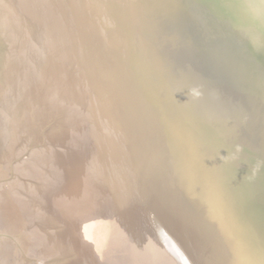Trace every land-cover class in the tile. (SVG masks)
<instances>
[{"label": "bare ground", "instance_id": "6f19581e", "mask_svg": "<svg viewBox=\"0 0 264 264\" xmlns=\"http://www.w3.org/2000/svg\"><path fill=\"white\" fill-rule=\"evenodd\" d=\"M2 1L5 6L10 5L12 10H18L21 14L23 13L21 5H23L33 21H36L45 40L46 51L42 52L46 56L45 64L51 69H54V65L57 64L63 84L58 90L53 91L47 88L45 91L41 88L38 89L36 95H32L29 94L30 88L28 93L27 89L22 90L18 84L15 85L13 76L0 73V86L1 83L5 84V87L8 86L9 93L13 90L17 95L26 91L28 94H22L19 98L13 99H17L21 111L26 104L31 113L33 109L40 113L43 110L50 113L55 106L63 107L55 96V92L63 93L65 111L71 109L73 112L74 108L79 106L76 101L78 100L84 110H87L86 119H89L90 123L93 122L91 131L97 141L100 143L101 139L105 143V145H100L103 149V166L108 176H105L94 152L89 153L91 159L86 152H82L80 156V159H84L87 155L86 159L90 162L86 171V174L89 173L90 180L84 189L83 199L84 213L89 219L86 238L92 245L91 252L92 250L94 252V247L96 249V264H232L231 258L228 261L225 260L227 253L225 243L219 237L217 229L220 226H217L216 218L210 212V205L222 208L225 203V196L228 194V187L225 185L227 180L226 158L227 149L230 148L231 154L228 158L237 155L242 159L243 164L245 161L249 166L248 169L252 174L248 177V182L244 184L245 193L254 198L263 210L264 163L262 169H259V165L262 164L259 158L262 155L258 154L256 158H251L248 152L252 153L254 150L250 146L252 142H241L240 145L232 143L234 139L241 137L242 125V127L236 126L232 139L224 137V123L215 113L218 106L222 105L220 86H214L215 88L203 86L198 82V78L190 73V66L185 61L186 57L179 51L180 43L176 39V32L172 31L170 23L165 20L164 12L160 10L163 1L135 0L134 6L125 10L132 19L133 29L128 28V30L130 33L133 32L136 45L135 50L126 49L128 51L121 50L125 49L121 35L113 34L108 37V40H99L96 44L90 43L82 36L79 11L71 9L70 4H68V9L71 15L72 30L79 36L76 39V34H71L72 30H69L70 23L68 26L63 22L55 7L58 0ZM123 1L128 0H118L117 3ZM200 1L170 0V3L180 8L177 15L182 20V24L179 21L182 27H188L190 32H202L206 39L215 41L214 50L217 51L219 57L223 56L226 60L236 63L246 59L248 65L253 63L245 47L246 39L238 31L232 29L228 14L223 16L211 3L206 5L203 2L201 5L202 1ZM221 3L224 7L227 4L226 0H221ZM2 6L4 5H0V8ZM6 15L8 16L5 19H9L12 30H9L5 24H0V34L2 33L0 48L4 46L6 38L15 40L14 46L18 54L13 59L11 58V61L19 62L20 53L25 49V54L30 55L27 48L30 49L32 45L31 54L35 62L36 54L32 38L36 39V36L30 34L32 38L30 36L26 38L21 34L12 14L7 13ZM120 18L123 20L122 17ZM38 28H36L37 33H39ZM69 40L72 45L71 48L69 47L72 56L79 63L81 70L83 95L77 91L79 90L78 84L69 79L71 73L68 72V66H73L72 56L69 54L70 49L67 47ZM62 42L65 44L63 45ZM139 52L144 55L142 56ZM108 53L112 57L114 54L125 56L121 61H125V68H130L129 77L133 79V83L136 81L135 77L138 78L136 84L139 88L141 85L146 86V82L155 81L153 86L150 83L146 86L149 95H154L155 99V122L158 129L155 138L147 140L144 134H137L136 129L132 130L131 134L129 131L124 133L123 129L121 130L115 117L116 110L114 112L108 93V96L106 95L107 84L102 72L106 67L102 66V61L106 60ZM98 55L104 59L99 60ZM244 56H246L245 59ZM4 59L0 58L1 66L3 61L5 62ZM111 61L116 63L114 58ZM107 62L111 66L109 59ZM51 63L54 65L51 66ZM214 65V71L224 72V67H219L221 63L216 62ZM9 68L11 70V66ZM131 68L136 73L135 76ZM255 70L256 86H264L263 69L257 66ZM10 72L13 73L14 69ZM141 72L144 77L141 76ZM221 78L224 77L221 76ZM56 81L58 83L60 77ZM219 83H222L220 79ZM160 86L163 87L160 88ZM98 103L105 112H100ZM109 107L112 112H109ZM26 113L28 114L27 111ZM105 113H108L109 117L103 118ZM11 116L14 117L12 114ZM248 121L249 124L254 122V117ZM112 127L124 133L130 147L113 134ZM1 130L4 129L0 126V132ZM244 130L246 139H250L251 132ZM160 145L162 147L165 145V147L161 149ZM174 153L175 157H173ZM180 153L186 157L185 160L179 161L178 157L182 156ZM172 161L180 164L178 165L179 171L173 167ZM125 164L128 165V172L122 168ZM135 165L144 174L152 190H149L151 195L136 183L138 179L135 176L138 169ZM192 167L193 170L204 174L206 179L203 182L209 189V193L204 192L202 186L197 185L193 180ZM256 174H261L262 177ZM237 193L231 191L230 198ZM176 211L180 212L182 222H179ZM143 221L150 225H146ZM261 234L264 236V227L261 229ZM153 244L157 245V248H154L155 251L151 247ZM261 264H264V258Z\"/></svg>", "mask_w": 264, "mask_h": 264}, {"label": "rangeland", "instance_id": "374dc122", "mask_svg": "<svg viewBox=\"0 0 264 264\" xmlns=\"http://www.w3.org/2000/svg\"><path fill=\"white\" fill-rule=\"evenodd\" d=\"M72 1L74 5L77 3L88 12L87 18H81L79 12L80 19H78L82 26V36L90 43L96 44L99 40H108L110 35L116 34L122 36L125 49L135 50L133 32L130 33L128 30V28L133 29L132 19L125 11L134 6L135 0L118 3V0ZM0 5H4L0 8V24H5L9 30H12L9 19H5L8 16L6 14L9 13L12 14L21 34L26 38L31 37L30 34L36 36V39L31 37L35 46V62L31 54L32 45L30 49L27 48L31 56L25 54L24 49L20 53L19 62L11 61L18 54L17 48L14 46L15 40L6 38L5 43L3 42L4 46L0 48V54H2L0 58H5L3 65H0L1 75L13 76L15 85L18 84L22 90L27 89L28 93L30 90L29 94L32 95H36L41 88L45 91L47 88L53 91L61 88L63 81L57 64L56 67L51 63L54 69L45 64L46 56L42 53L46 51L45 40L36 21L34 20L35 26L32 16L30 17L23 5H21V11L24 14L18 10H12L10 5L5 6L2 0ZM71 9L79 10L77 7H71ZM104 14L111 19H107ZM119 17L123 18L122 27L112 28V25L118 23ZM58 21L61 23L60 18ZM108 27L111 28L107 30ZM36 28L39 29V33L36 32ZM69 41L68 49L72 47L71 40ZM69 51L72 56L71 49ZM71 63L73 66H68V72L71 73L69 79L78 84L77 91L83 95L81 88L83 79L79 63L73 56ZM9 66L11 70L14 69L13 73L10 72ZM58 77L60 81L57 83ZM1 86L0 126L4 130L0 132V264H96V249L94 247V252L93 250L91 252L92 245L86 238L89 219L84 213L83 192L90 180L89 173L86 174L87 166L90 164L86 159L87 153L88 157H90L89 153H95L105 176H108L103 166L101 147L105 143L101 139L100 143L97 141L91 131L93 122L90 123V120L86 119L87 110H84L78 100L76 101L79 106H76L73 112L71 109L65 111L63 93L55 92V96L63 107H53L50 110L52 114L47 110L40 113L35 109L31 113L26 104L21 111L17 99H13L26 94V91L17 95L13 90L9 93L8 86L5 87V84L1 83ZM98 107L100 112L104 111L99 103ZM109 112H112L111 107ZM108 113H105L103 118L109 117ZM111 121L113 122L112 119ZM110 124L112 126L111 122ZM113 124L116 127L114 122ZM112 132L129 146L127 137L123 133L113 127ZM82 152H86L84 159H80ZM127 166L125 164L122 167L126 172L129 171ZM135 167L138 169L135 176L138 179L136 183L151 195L152 190L144 174L138 166L135 165ZM108 180L111 182L109 178ZM143 222L150 225L146 221ZM151 247L155 251L154 248H157V245L153 244ZM229 259L226 253L225 260Z\"/></svg>", "mask_w": 264, "mask_h": 264}, {"label": "water", "instance_id": "95a60500", "mask_svg": "<svg viewBox=\"0 0 264 264\" xmlns=\"http://www.w3.org/2000/svg\"><path fill=\"white\" fill-rule=\"evenodd\" d=\"M162 1L160 10L164 12L165 20L170 23L172 31L176 32V39L180 43L178 45L179 51L186 57L185 61L190 66V73L194 74L198 78V82L203 84V86L211 88L220 86L219 93L222 105L218 106V110L215 113L219 120L224 123V137L232 139L235 135L236 126H243L241 137L234 139L232 143L240 145L241 142H252L250 146L254 150L252 153H248L251 155V158H256L258 154L262 155L260 158L258 157L260 160L257 158L259 162L262 161V164L259 165V169H262L264 163V86H256V74L254 73L257 66H260L264 71V0H226L227 4L225 7L221 5V0H201L202 3H200L201 5L203 2L206 5L207 3H211L221 15L226 16L228 14L227 16L232 22V29L238 31L247 41L245 47L249 56L254 61L249 65L247 59L245 61H237L236 63L235 61L226 60L223 56L219 57L217 51L214 50L216 46L215 41L206 39L202 32L194 33L190 32L186 26L183 28L181 25L182 20L177 15L180 8L177 5L175 6L174 3H170V0ZM68 4L71 7L79 9L81 18H87L88 12L77 3L74 5L72 0H58V4L55 7L61 15L63 22L68 26L70 23L69 30H72ZM105 17L111 19L108 15H105ZM119 19L117 18L120 25L115 23V25H112V28L116 26L122 27L123 24L121 23V19ZM179 21H181V24ZM110 28L108 27L107 30ZM74 33L76 34L72 30L71 34ZM78 37L76 34L75 39ZM121 50L128 51L126 49ZM139 53L142 56L144 55V53ZM108 54L106 60L102 61V66H106L102 72L107 84L106 95L108 93L109 96H107L111 99V106L114 112L116 110L115 117L121 126V130L123 129L124 133L129 131V134H131V131L136 129L135 132L137 134H144L147 140L152 137L155 138L158 132L155 122V99L153 98L154 95H149V91L146 88L149 83L153 86L155 81L146 82V86L141 85L142 89L139 88L136 84L138 78L135 77L136 81L133 83V79L129 77L130 68H125V61H121L122 57L125 56L114 54V57H112L110 53ZM131 57H133V54H131ZM98 58L101 60L102 56L98 55ZM112 58L116 59V63L111 61ZM245 58L246 56H244ZM107 59L111 62V66L107 62ZM216 62L222 64L219 67L223 66L224 72L214 71V64ZM132 72L135 76L136 73H134L133 69ZM141 76L144 77L142 72ZM221 76L224 78H221ZM219 79L222 83H219ZM253 117L254 122L249 124L248 120ZM243 129L251 132L250 139H246L247 137L243 133ZM163 147L162 145L159 146L161 149ZM261 149L263 152H261ZM175 153L173 157H175ZM230 154L231 150L228 148L225 170L227 179L225 185L228 187V194L225 196V203L222 205V208L217 205H210V212L215 216L217 226H220L222 230H219L220 228L217 229L219 237L225 243L226 251L233 261L232 264H261L264 258V236L261 234V229L264 227V209L262 210V206L254 198L249 197L245 193L244 184L248 182V177L252 174L248 169L249 166H247L245 161L243 164L242 159L238 158L237 155L233 158H228ZM180 155L182 156L178 157L179 161L181 159L185 160L186 157L181 153ZM172 165L179 171L178 165L180 164L172 161ZM193 169L192 167L193 180H195L197 185L202 186L204 192L209 193V189L203 182L206 179L204 174L200 170H198L200 172H197V170ZM159 171L161 173V170ZM256 175L262 177L261 174ZM237 181L239 182L237 183ZM231 191L238 193L233 198H230ZM176 213L179 222H182L179 215L180 212L176 211Z\"/></svg>", "mask_w": 264, "mask_h": 264}]
</instances>
